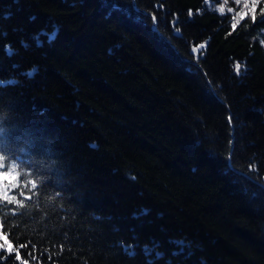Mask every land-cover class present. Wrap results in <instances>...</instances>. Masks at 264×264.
Instances as JSON below:
<instances>
[{"label":"trees","instance_id":"16d2710c","mask_svg":"<svg viewBox=\"0 0 264 264\" xmlns=\"http://www.w3.org/2000/svg\"><path fill=\"white\" fill-rule=\"evenodd\" d=\"M262 10L0 0V264H264Z\"/></svg>","mask_w":264,"mask_h":264},{"label":"snow or ice","instance_id":"6c2138e0","mask_svg":"<svg viewBox=\"0 0 264 264\" xmlns=\"http://www.w3.org/2000/svg\"><path fill=\"white\" fill-rule=\"evenodd\" d=\"M245 7L247 8L248 5L245 4ZM252 11L255 12V3H253L252 5ZM264 11V10H262ZM241 18L245 15V13H241ZM253 19H255V17L253 16ZM233 27H235V25H233ZM205 45L201 44L200 48H204ZM193 51L195 52L196 49L194 48ZM4 161V158L2 156H0V162ZM16 177L12 175L11 172H0V181H5V182H9L11 183L13 180H15ZM0 239H4L3 236H0ZM5 243H7V241L5 240ZM182 243V242H181ZM0 248H3V245H0ZM9 251H11V246H9ZM17 259H19V255L17 254Z\"/></svg>","mask_w":264,"mask_h":264},{"label":"clouds","instance_id":"9594fccd","mask_svg":"<svg viewBox=\"0 0 264 264\" xmlns=\"http://www.w3.org/2000/svg\"><path fill=\"white\" fill-rule=\"evenodd\" d=\"M5 51H6V52H11V51H12L11 46H10V45H6V46H5ZM33 71H34V69L29 68V69H27V70L25 71L24 75H28V76H30V75L33 73ZM0 83H4V82H3V81H0Z\"/></svg>","mask_w":264,"mask_h":264},{"label":"rangeland","instance_id":"374dc122","mask_svg":"<svg viewBox=\"0 0 264 264\" xmlns=\"http://www.w3.org/2000/svg\"><path fill=\"white\" fill-rule=\"evenodd\" d=\"M5 181H0V190L4 187Z\"/></svg>","mask_w":264,"mask_h":264}]
</instances>
